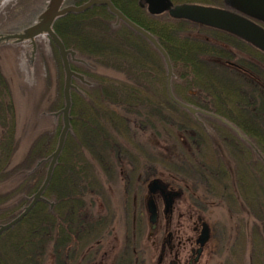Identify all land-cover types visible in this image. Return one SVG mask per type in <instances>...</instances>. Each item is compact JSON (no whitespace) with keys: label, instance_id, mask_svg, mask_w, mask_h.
<instances>
[{"label":"trees","instance_id":"16d2710c","mask_svg":"<svg viewBox=\"0 0 264 264\" xmlns=\"http://www.w3.org/2000/svg\"><path fill=\"white\" fill-rule=\"evenodd\" d=\"M71 1L78 4L81 0ZM111 1L128 18L151 32L166 50L175 76L171 85L175 96L223 116L247 134L251 131L246 128L261 127L264 156V85L261 81L248 78L221 61L211 60H231L232 54L206 38L187 33L200 24L171 18L167 13L151 15L139 5V0ZM113 18L106 6L93 5L79 13H66L53 23V29L65 47L75 50L77 56L86 62H71V68L94 84H81V92L71 90L70 124L73 132L66 137L44 191L47 201H37L20 222L0 235V264H41L46 255L52 256L53 264H65L75 257L76 245L92 237V232L102 221L101 217L95 220L87 216L83 198L93 191L91 185L97 177V167L111 169L117 137H125L130 127L129 114L141 116L144 113L143 116L152 121L151 126L157 123L173 130L184 150L183 137L190 147L197 148L201 144L196 129L200 127L199 123L170 100L164 83L160 84L164 100L156 101L153 96L149 81L154 76L153 67L147 62L149 59L153 61V57L162 61L160 54L124 23L115 26ZM99 67L116 68L122 75L123 80L117 82L121 85H112L106 77L107 80L101 78L96 71ZM233 75L238 79L232 78ZM190 90L194 91L193 95ZM165 111L167 115H164ZM204 117L219 123L212 117ZM61 126L62 122L56 123L52 131L36 137L25 155L16 161L19 144L16 112L6 77L0 71V223L17 215L42 183L48 166L46 158L55 149ZM235 143L236 140H229L228 145L233 154L241 155L240 147ZM187 155L192 156L188 150ZM37 162L40 163L37 165ZM221 163L224 172L219 168L214 176L218 180L229 173L225 178L234 181L236 189L241 191L244 185L241 175L236 181L226 161ZM181 166L189 174L200 171L203 175L194 177L196 181L202 180L206 174L202 169L204 165L199 162L186 161ZM82 181L87 184L83 185ZM203 181L205 179L200 183ZM236 193L233 201L237 202L241 200V192L233 191L229 196L232 198Z\"/></svg>","mask_w":264,"mask_h":264},{"label":"rangeland","instance_id":"374dc122","mask_svg":"<svg viewBox=\"0 0 264 264\" xmlns=\"http://www.w3.org/2000/svg\"><path fill=\"white\" fill-rule=\"evenodd\" d=\"M85 1L81 0L75 4L71 0H65L64 4L79 5ZM47 3L48 0H2L0 37L25 34L30 26L38 22L39 15ZM198 3L225 6L223 0H200ZM142 8L147 12L145 7ZM120 23L122 22L116 23L115 17L113 18L115 26ZM187 33L206 38L229 50L232 54L231 61L250 69L252 67L251 71L264 85V54L245 42L233 39L228 33L225 34L226 32L204 25L196 26ZM35 43L33 49L29 39L0 41V71L6 77L16 112L19 137L16 161L25 155L36 137L52 131L56 123L62 122L60 114L54 115L63 106L64 72L58 51L47 35L36 37ZM142 47L149 51L147 47ZM211 60L225 63L226 59ZM149 61L147 63L153 67L154 75L149 80L153 96L156 101L164 100L160 94V84H165L166 81L164 62L158 61L156 57ZM79 63L86 62L83 60ZM96 71L101 78L106 77L112 85H121L119 83L123 80L122 75L116 68L99 67ZM231 77L238 79L234 75ZM85 79L89 84L73 80L75 90L83 91L81 84H94L86 77ZM174 79L175 76L171 85ZM250 83L254 85L252 81ZM193 94L194 92L191 93ZM179 99L185 102L182 98ZM141 112H144V109H141ZM143 114L128 115L130 127L126 134L124 132L125 137H117L118 143L114 145L116 152L111 156V169L97 167L98 174L91 185L93 191L84 196L83 200L86 201L87 216H92L95 220L101 217L102 221L100 226L94 229V233L92 232V237L76 245L79 252L65 264H117L115 261L119 255L121 259L118 264H136V255L142 264H154L158 252L154 243L158 241L162 230L159 228L153 238H148L144 208L147 184L154 177L171 181L184 188L182 199L176 203L177 211L182 210L185 214L184 224L188 223L187 215L195 211H199L210 224L213 240L209 242L210 246L203 259L211 257L221 264H264V162L261 164L258 161L260 163L257 164L248 160L249 163L246 164L241 160V155L232 153L231 146L228 145L229 140H236L235 144L241 148L244 143L241 140L243 134L240 135L219 120L217 123L204 117L212 116L197 114L200 127L196 129L199 131L201 144L197 148L190 147L181 135L186 149L184 150L173 130L163 128L157 123L151 126L152 121ZM164 115H167V111ZM72 132L71 127L68 134ZM239 132L241 133L240 130ZM187 150L192 156L187 155ZM239 151L241 152V149ZM186 161L204 165L202 169L206 174L202 180L205 179V182L200 183L202 180L194 179L203 175L200 171L193 174L184 171L185 168L181 165L183 163L184 166ZM221 161H226L236 181L241 175L240 178L244 180L241 191L236 189L234 181L230 182L225 178L229 173L218 180L217 176H214L220 169L224 172ZM82 184L86 185L87 182ZM233 191L241 192V200L233 201L238 194L231 198L229 195L233 194ZM198 200L201 204L199 209L194 207ZM130 250H133L134 254ZM47 256L41 264H53L52 256Z\"/></svg>","mask_w":264,"mask_h":264},{"label":"water","instance_id":"95a60500","mask_svg":"<svg viewBox=\"0 0 264 264\" xmlns=\"http://www.w3.org/2000/svg\"><path fill=\"white\" fill-rule=\"evenodd\" d=\"M64 1L65 0H48L46 8L39 15L38 22L30 26L26 30L25 34H9L0 37V41L8 39H29L34 49L36 45V37L47 35L57 48L64 72V84L62 89L63 106L54 113V115H61L62 127L58 135L55 149L46 158V160H48V166L44 179L37 190L30 196L29 202L21 209L18 214L6 222L0 223V235L4 231L12 228L14 225L20 222L37 203V201H47V199L44 197V191L50 182L53 169L57 163L59 155L61 154L67 134L71 130V89H76L72 79L75 78L84 84H89L83 74L73 70L70 66V61L83 62V59L76 56L75 50L66 48L61 38L53 29L54 21L66 13H79L92 7L93 5L106 6L109 13L115 17L116 23H124L134 32L147 40L152 45V47L158 51L162 57L166 70V92L173 103L185 109L187 112L193 115L196 120H198L197 114L209 115L223 122L225 125L233 128L241 135L239 130L222 116L183 102L175 96L171 87V80L174 76L173 68L166 50L161 46V44L151 32L147 31L139 24L128 18L113 4L111 0H86L79 5L64 4ZM223 2L226 7L192 2L173 3L172 0H139V5L145 7L147 12L151 15H158L163 12H167L172 18L185 19L229 32L236 37L249 42L251 45L264 52V27L251 20V18H257L264 21V0H223ZM229 63L234 64L233 62ZM39 163L40 162H37V165ZM147 189L148 196L145 198V208L148 214L150 229L153 230L155 227L157 212L152 194L157 191L165 193L164 190L167 189V184L164 183L160 178L154 177L148 182ZM166 192L167 193L164 194L167 196L166 206L169 205L171 197L173 198L180 195L179 190H166ZM49 204L50 207H52L53 203L50 202ZM207 238L208 230L207 225L204 223L203 229L199 236V242L203 244Z\"/></svg>","mask_w":264,"mask_h":264},{"label":"flooded vegetation","instance_id":"af4514ba","mask_svg":"<svg viewBox=\"0 0 264 264\" xmlns=\"http://www.w3.org/2000/svg\"><path fill=\"white\" fill-rule=\"evenodd\" d=\"M251 20L261 26L264 27V21L257 19V18H251ZM246 44H248L251 48L254 50L264 54L263 51L259 50L255 46L251 45L250 43L244 41ZM229 61L231 60H225V63L228 66H231L240 72H242L246 77L255 79L257 81H260L259 78H257V75L251 71L250 68L247 66H243L242 64H238L236 62L237 66L229 64ZM233 62V61H232ZM263 71V69H262ZM254 75V76H253ZM256 77V78H255ZM251 131V134L245 133V131H241V134H243V138L241 140L244 142L241 145V160H244L246 164L249 163L248 160L254 163L261 164L264 162V156L262 153V147H263V141H262V130L261 127H255V129L246 128ZM251 155V156H250ZM254 156V157H253ZM258 161H260L258 163ZM160 178V177H159ZM164 183L167 184V191L171 190H179L180 195L171 197L169 205L166 206V198L164 194L165 193L157 191L152 194V198L156 207V221H155V227L153 230L150 229V224L148 222V214L146 212L145 208V200H144V208L145 213L147 217V223H148V238H153L156 231L159 230V228L162 230L161 235L158 238V241H154L156 248L158 249L156 261L154 264H221L216 263L214 258H206L205 254L207 253V249L210 246L209 242L213 240L212 238V228L210 224L203 218L201 214H199V211L192 212L191 214L187 215L188 223L184 224V218L185 214L182 210L177 211L176 203L180 199H182V196L184 194V188L179 187L176 184H173L171 181H166L160 178ZM146 195L148 196V189L146 190ZM146 196V197H147ZM200 201L198 200L196 204H194V207L200 208ZM207 225L208 230V238L207 240L201 244L199 242V236L201 234V231L203 229V224ZM161 225V226H160ZM90 249H92L90 247ZM88 250H86V254H88ZM132 253L134 254L133 250ZM83 254V255H86ZM213 255V253H211ZM87 256V255H86ZM213 257V256H212ZM121 259L120 255L116 258V263H119V260ZM136 264H142L139 257L136 255ZM209 260V261H207Z\"/></svg>","mask_w":264,"mask_h":264},{"label":"bare ground","instance_id":"6f19581e","mask_svg":"<svg viewBox=\"0 0 264 264\" xmlns=\"http://www.w3.org/2000/svg\"><path fill=\"white\" fill-rule=\"evenodd\" d=\"M2 0H0V2H1Z\"/></svg>","mask_w":264,"mask_h":264}]
</instances>
